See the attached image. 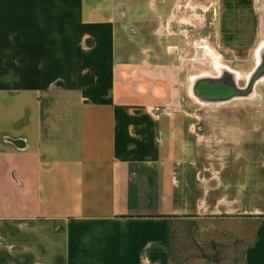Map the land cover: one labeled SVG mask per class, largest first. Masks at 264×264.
I'll return each instance as SVG.
<instances>
[{"label":"crops","instance_id":"0c3cea01","mask_svg":"<svg viewBox=\"0 0 264 264\" xmlns=\"http://www.w3.org/2000/svg\"><path fill=\"white\" fill-rule=\"evenodd\" d=\"M260 77L264 0H0V264H264Z\"/></svg>","mask_w":264,"mask_h":264},{"label":"rangeland","instance_id":"374dc122","mask_svg":"<svg viewBox=\"0 0 264 264\" xmlns=\"http://www.w3.org/2000/svg\"><path fill=\"white\" fill-rule=\"evenodd\" d=\"M221 63L224 64L223 62H221ZM183 68H185V72H187V73H189V72L192 73L194 71L195 72L201 71L202 76H204L205 78H207L208 77L207 75H209L210 71L213 70V66L211 65L210 60L208 58L204 59L203 57L195 65V67H194L193 62L186 60ZM261 77L259 78L261 80L258 81V84L256 83L257 85L255 88H256L257 92L255 91L254 93H250V95H249L250 99L249 100H255L256 101L258 99L259 95H261V97H264V77L263 78H261ZM250 79H251V77H250ZM187 81H189V79L186 76L181 77V83L182 84L184 83V85H186ZM258 90H260V92ZM193 100H194V98H192L191 96L190 97L185 96V101L188 104L184 105L182 112H179V113L186 115V116H194V114L199 115V116H207L208 115V108L204 104H202L201 108H199L200 105H198V103L193 102ZM227 111L230 112L229 110H227ZM240 112H241V110H240ZM246 112L248 113L247 115H249L250 118L257 117L258 115L263 116V114H264V110L263 109H257L256 104L254 105L253 108H251V106L249 105L248 109H245V113ZM175 114L176 113H174L173 115H175ZM181 243H182L181 240L177 237L176 234H174V237L172 239V247H173L172 249H173V251H175L174 252L175 255H177L178 248L181 245Z\"/></svg>","mask_w":264,"mask_h":264},{"label":"flooded vegetation","instance_id":"af4514ba","mask_svg":"<svg viewBox=\"0 0 264 264\" xmlns=\"http://www.w3.org/2000/svg\"><path fill=\"white\" fill-rule=\"evenodd\" d=\"M261 68H259L258 70H257V72H256V75L261 71L260 70ZM255 75V76H256ZM255 76H254V78H252V79H250V81H249V79H248V83H249V87H251L252 86V84L256 81V79L257 78H255ZM228 79V77H227V74H225V72L224 73H222L221 75H220V78H218V79H216L217 80V82L218 83H222L223 85H225V83H227L226 81H228L227 80ZM215 80V79H214ZM251 80L252 81H254V82H251ZM203 83V82H202ZM198 84V85H197ZM197 84H196V86H197V91H198V94H197V96L198 97H201V98H203L204 100H208V98H211L212 97V95H210L209 93H208V89H205L204 87H203V84L202 85H200V83H198L197 82ZM250 95V94H249Z\"/></svg>","mask_w":264,"mask_h":264},{"label":"water","instance_id":"95a60500","mask_svg":"<svg viewBox=\"0 0 264 264\" xmlns=\"http://www.w3.org/2000/svg\"><path fill=\"white\" fill-rule=\"evenodd\" d=\"M232 78L234 79V77L232 76ZM232 84H234V83H232Z\"/></svg>","mask_w":264,"mask_h":264}]
</instances>
